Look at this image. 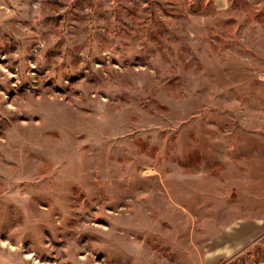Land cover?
Wrapping results in <instances>:
<instances>
[{
	"label": "rangeland",
	"instance_id": "obj_1",
	"mask_svg": "<svg viewBox=\"0 0 264 264\" xmlns=\"http://www.w3.org/2000/svg\"><path fill=\"white\" fill-rule=\"evenodd\" d=\"M264 0H0V251L21 264H256ZM4 242V243H3Z\"/></svg>",
	"mask_w": 264,
	"mask_h": 264
},
{
	"label": "crops",
	"instance_id": "obj_2",
	"mask_svg": "<svg viewBox=\"0 0 264 264\" xmlns=\"http://www.w3.org/2000/svg\"><path fill=\"white\" fill-rule=\"evenodd\" d=\"M264 234V222L261 219H242L227 229L216 245L215 259L234 255L242 248L253 243ZM0 264H21L0 251ZM256 264H264V260Z\"/></svg>",
	"mask_w": 264,
	"mask_h": 264
},
{
	"label": "bare ground",
	"instance_id": "obj_3",
	"mask_svg": "<svg viewBox=\"0 0 264 264\" xmlns=\"http://www.w3.org/2000/svg\"><path fill=\"white\" fill-rule=\"evenodd\" d=\"M4 243V242H3Z\"/></svg>",
	"mask_w": 264,
	"mask_h": 264
}]
</instances>
